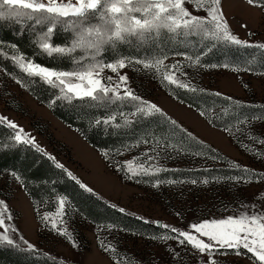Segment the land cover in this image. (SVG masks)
Listing matches in <instances>:
<instances>
[{
	"label": "rangeland",
	"instance_id": "1",
	"mask_svg": "<svg viewBox=\"0 0 264 264\" xmlns=\"http://www.w3.org/2000/svg\"><path fill=\"white\" fill-rule=\"evenodd\" d=\"M41 2L47 3V0ZM182 6L192 15H206L202 10L194 11L192 3ZM250 39L249 42L264 45V15ZM186 57L189 56L178 55L166 59L158 66L159 70L155 62L153 67L145 68L143 63L136 64L135 60L128 63L125 60L126 67L118 68L116 73L105 67L101 76L105 81L111 76L113 82L118 83L119 75H126L128 89L137 97L158 106L162 97L169 95L166 85L171 84L163 80L162 76L172 64L179 62L182 69L173 70L169 74L190 88L216 92L245 103L264 106V73L197 65L192 62L194 58L189 60ZM27 63L22 62L24 69ZM124 87L121 84L118 90L120 95L124 94ZM222 110L225 108H217L214 112ZM193 115L191 117L200 122L210 134L201 132L193 124L184 126L197 131L200 138L221 150L229 161L217 160L204 154L181 152L157 143L137 144L120 151L102 152L97 149L106 161V169L110 174V180L100 179V183L98 180L96 182L102 192L109 194V198L103 197L124 210L180 230H189L191 223L212 217L251 213L253 206L256 212L264 211V114L239 120L228 129L211 124L208 128L202 120H208L204 115L200 120L195 112ZM0 117L6 118V123L12 122L18 126L15 129L16 137L20 136L19 141L34 140L35 145L65 168L68 165L78 171L82 169L68 143L73 140L67 128H73L55 116L48 105L36 99L20 80L11 76L1 65ZM26 137L29 139L26 140ZM126 161H135L131 170L125 166ZM183 167L193 170L224 169L193 179L161 181L155 180L156 175L151 176L159 169ZM117 168L121 170L117 171ZM146 175L151 177H144ZM17 177L11 171H0V202H3L0 204V214L4 220V225L0 226V237L6 236L13 243L31 244L33 248L72 264H205L209 259L187 242L181 245L177 239L170 238L174 234L163 232L160 236L146 237L114 226L95 225L84 219L67 199L64 198L61 207L60 199L63 197H57L58 205L54 209H51L54 198L34 205L22 180ZM46 215L47 220L44 219ZM60 232L66 235L58 234ZM0 242L7 240L0 239ZM254 247L258 248L259 243ZM240 251L244 252L242 247ZM214 258L218 264H254V261L255 264H262L248 254L217 255Z\"/></svg>",
	"mask_w": 264,
	"mask_h": 264
},
{
	"label": "trees",
	"instance_id": "2",
	"mask_svg": "<svg viewBox=\"0 0 264 264\" xmlns=\"http://www.w3.org/2000/svg\"><path fill=\"white\" fill-rule=\"evenodd\" d=\"M133 3L135 4V0ZM258 3L264 4V0H259ZM105 6L107 5L102 0L101 5L97 7L95 18L91 21V25L101 27L102 31L106 19L110 20L113 15H121L106 11L105 13L111 15L104 13L102 19L100 12ZM7 7L5 6V8ZM23 11L31 12L28 9ZM89 14H92L91 10H89ZM45 15L49 14L36 12L32 13L31 19L23 16L0 21V65L11 76L20 80L36 99L48 105L55 116L77 130L96 149L102 152L120 151L137 144L157 143L181 152L204 154L222 161L230 160L221 150L204 141L162 109L163 115L155 113L151 116L142 117L132 115L135 107H133L134 102L129 99L116 100L115 103L98 106L80 102L75 98L71 103L66 99L56 100V96L61 95L59 89L52 87L39 77L29 76L21 64L23 61L30 60L51 69L74 71L80 68L81 62L84 65L93 62L107 64L129 58L155 62L160 59L164 61L174 56L186 55L194 59L199 56L200 64L204 66L224 67L227 65V68L264 73V48L239 46L223 41L216 42L203 33L187 37L178 36L162 29L161 37L155 40L148 39L141 42L136 36H130L128 37L130 42H117L115 46L111 43L106 44L100 53H96L95 49L88 46L87 41L94 39V36H86L85 43L81 47H77L71 54L53 53L52 56H49L43 52L40 44L42 38L45 37L47 27L50 25L47 21L40 24L36 23V17ZM129 15L141 17L142 13L133 12ZM59 19L64 20L65 18L60 17ZM67 19L70 22L75 18L69 17ZM108 27L114 29L115 25H108ZM86 31L87 29H85ZM177 31L181 32L183 29ZM75 39V33L65 31L63 25L57 24L49 42L53 46L71 47ZM245 42L250 45H262L258 42ZM209 44L212 45L210 51L207 47ZM202 53L206 54L202 55ZM20 56L25 59L17 62ZM166 90L170 96L203 113L212 126L222 129H228L239 120L264 114V106L245 103L222 94L216 95V92L193 87L180 88L177 84L172 83L166 85ZM142 100L149 103L144 99ZM221 107L225 110L214 112ZM212 112L214 113L212 114ZM112 115L116 116V120L111 121L109 125H97L95 122L97 119L103 120ZM126 119L134 121V123L126 125L124 123ZM172 121H175L176 124L173 125ZM117 123L120 127H115ZM16 134L15 128L10 127L4 120H0V171H11L18 175L34 205L40 201L44 203L54 198L51 207L54 209L58 205L57 197H63L84 219L95 225L114 226L120 230L146 237L160 236L163 232L176 235L161 227L163 224L158 225V223L124 209L121 212L120 209L122 208L103 196L94 191L90 193L81 189L73 179L68 177L65 171H69L67 168H57L56 163L58 162L45 150L32 142L17 140ZM49 157L53 159H49ZM223 169L168 168L156 170L151 176L156 175L155 180L161 181L193 179ZM237 175H242V173ZM151 176L146 175L144 177ZM76 180L78 179L76 178ZM145 221L148 222L145 223ZM243 251L246 250L243 249ZM247 254L252 256L251 253ZM0 264L72 263L56 258L41 249H30L22 243L10 245L7 242H0Z\"/></svg>",
	"mask_w": 264,
	"mask_h": 264
},
{
	"label": "snow or ice",
	"instance_id": "3",
	"mask_svg": "<svg viewBox=\"0 0 264 264\" xmlns=\"http://www.w3.org/2000/svg\"><path fill=\"white\" fill-rule=\"evenodd\" d=\"M103 2L107 7L100 12L102 19L104 18V11L121 14L113 15L110 20L106 19L103 31L101 27L91 25V21L95 18L97 7L101 5L102 0H47V3L41 2V0H0V21L23 16L31 19L32 13H48L49 15L36 17V23L40 24L47 21L50 25L47 27L45 37L42 38V43L40 44V48L49 56H52L53 53L71 54L77 47H81L85 43L86 36H94V39L87 41L88 46L95 49L96 53H100L102 47L106 44L111 43L115 46L117 42H130L128 40L130 36H136L141 42L148 39L155 40L161 37L162 29H166L168 33H175L178 36L187 37L203 33L205 36H210L212 41L216 42L223 41L239 46L264 48V45H250L245 41H241L230 32L229 25L222 11V0H135V4L133 0H110V2L109 0H103ZM258 2L259 0H247L249 5H255ZM185 3L194 4V11L202 10L206 15L204 17L192 15L191 12L182 6ZM5 6L8 7L5 8ZM26 9H31V12L23 11ZM153 9L156 10L154 11ZM89 10H91L92 14H89ZM133 12L142 13V16H130L129 13ZM60 17H64L65 19L61 20L59 19ZM69 17H74L75 19L69 22L67 19ZM57 24L63 25L65 31L75 33L76 39L71 47L53 46L49 42ZM108 25H115V28L112 29ZM181 28L183 31L178 32L177 30ZM85 29H87L86 32ZM207 47L210 51L212 45L209 44ZM186 58L192 60V57ZM24 59L23 56H20L17 62ZM127 62L132 63L133 61L129 58ZM134 62L136 64L143 63L145 68L153 67V61L145 62L136 59ZM192 62L199 65L201 63L200 57H196ZM160 64H163V59L155 61L157 70H159L158 66ZM126 66L125 60L121 59L115 64L93 62L84 65L81 62L78 70L59 71L49 69L29 60L25 70L29 76L39 77L52 87L58 88L61 95H57L56 100L66 99L71 103L75 98L80 102L98 106L115 103L116 100L124 101L125 99H129L131 102H134L133 107H135V111L132 113L134 116L147 117L155 113L163 115L162 110L158 106L144 102L142 98L137 97L126 87V75H119L118 83H114L111 76L107 77V81L101 76L105 67L116 73L118 68L123 69ZM21 67L24 68L25 65L21 64ZM224 67L228 66L225 65ZM181 69L182 66L179 62L172 64L163 74L162 79L175 83L180 88H188V84L175 79L169 74L173 70L180 71ZM236 70L233 69V71ZM17 82L19 83V81ZM121 84L125 86L123 95H120L118 91ZM192 90L195 91V89ZM110 93L111 95H109ZM216 95L221 94L217 93ZM5 119L4 117H0V120ZM114 120H116V116L112 115L103 120L97 119L95 122L97 125H109ZM124 123L130 125L134 121L126 119ZM171 123L173 125L176 124L175 121ZM9 124L12 128L18 127L15 123L9 122ZM115 127H120V125L117 123ZM19 131L23 132V129ZM16 138L19 140L20 136L17 135ZM25 139L29 138L26 137ZM32 142L34 143V140ZM49 159L53 158L49 157ZM134 163L135 161H126L125 166L131 170V165ZM56 167L60 169L64 168L59 163H56ZM120 170V168H117V171ZM65 171L68 177L73 179L81 189L90 193L93 191L79 180H76L70 171ZM244 171L247 172V169ZM132 174L136 175L135 172ZM64 202V198H61V207H63ZM2 203L0 202V204ZM120 211L123 212L124 210L120 209ZM9 218L11 219V217ZM44 219H48L47 215ZM147 222L145 221V223ZM3 225V216L0 214V226ZM161 227L175 233L176 235L170 238L177 239L179 244L184 245L187 242L193 249L198 250L201 255H207L209 259L205 261V264H218V261L214 258L217 255H246L247 253H251L255 260L264 264V211L256 212L255 206H253L251 213L244 212L238 216L229 215L220 218L212 217L191 223L188 226L189 230H180L174 227L169 228L167 225ZM58 234L62 236L66 235L65 232ZM0 239L7 240V243L10 245L13 243L6 236L0 237ZM257 243H259L258 248L254 247ZM28 247L30 249L33 248L31 244H28ZM241 247L246 251L241 252ZM228 250L232 251L229 252Z\"/></svg>",
	"mask_w": 264,
	"mask_h": 264
},
{
	"label": "crops",
	"instance_id": "4",
	"mask_svg": "<svg viewBox=\"0 0 264 264\" xmlns=\"http://www.w3.org/2000/svg\"><path fill=\"white\" fill-rule=\"evenodd\" d=\"M222 11L229 25L230 32L240 40L249 41L251 40L250 36L254 33L255 28H258V25L262 20L264 15V4L257 3L255 5H249L247 0H222ZM157 105L165 113L179 121L181 124L185 126L193 124V126L196 125L201 132H208L200 122H197L191 117V115L194 117L193 112H195L199 117V119H197H202L203 116L199 111H196L192 106L170 96V94H165ZM202 120L209 128V121H206L204 118ZM188 129L200 136V134L193 128L191 129L188 127ZM67 131L68 135H70L73 140V142L69 140L68 143H70L72 151L77 161L82 166V169L78 171L68 165H66V167L88 188H91L94 192L109 198V194L102 192L99 184H97L98 181L100 183L103 179L110 180V174H108L106 169V161L101 152H99L74 128H67ZM101 186L106 187V185ZM36 225L38 226V222H36Z\"/></svg>",
	"mask_w": 264,
	"mask_h": 264
},
{
	"label": "water",
	"instance_id": "5",
	"mask_svg": "<svg viewBox=\"0 0 264 264\" xmlns=\"http://www.w3.org/2000/svg\"><path fill=\"white\" fill-rule=\"evenodd\" d=\"M158 225H162V222H161V221H159V222H158Z\"/></svg>",
	"mask_w": 264,
	"mask_h": 264
},
{
	"label": "bare ground",
	"instance_id": "6",
	"mask_svg": "<svg viewBox=\"0 0 264 264\" xmlns=\"http://www.w3.org/2000/svg\"><path fill=\"white\" fill-rule=\"evenodd\" d=\"M194 120V119H193ZM192 121V120H191ZM207 135L210 134V133H206ZM213 139V138H212ZM217 139V138H216Z\"/></svg>",
	"mask_w": 264,
	"mask_h": 264
}]
</instances>
